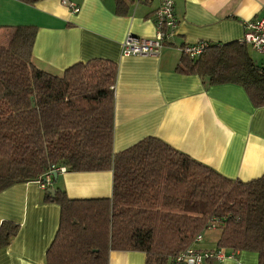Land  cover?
I'll use <instances>...</instances> for the list:
<instances>
[{"label":"trees","instance_id":"obj_1","mask_svg":"<svg viewBox=\"0 0 264 264\" xmlns=\"http://www.w3.org/2000/svg\"><path fill=\"white\" fill-rule=\"evenodd\" d=\"M5 30L0 191L41 182L52 165L112 172L111 195L101 198H69L59 186L51 194V178L44 197L58 204L60 216L46 264H107L111 250H139L145 264H171L211 227L219 230L216 248L255 252L264 264V173L251 181L230 179L153 136L114 153L116 64L93 58L52 74L32 64L34 27ZM181 64L211 84L241 85L255 107L264 105V63L240 41L207 43L196 58L182 53ZM18 228L0 222V249Z\"/></svg>","mask_w":264,"mask_h":264},{"label":"crops","instance_id":"obj_2","mask_svg":"<svg viewBox=\"0 0 264 264\" xmlns=\"http://www.w3.org/2000/svg\"><path fill=\"white\" fill-rule=\"evenodd\" d=\"M67 2L78 10L62 0H0V42L6 40L7 27H34L32 64L56 75L93 58L114 62V153L153 136L224 177L251 181L264 173V105L255 107L241 85L211 84L180 67L183 45L240 41L243 22L264 15V0H173L174 37L156 55L144 56H124L121 45L128 34H155L159 0ZM246 47L256 63H264L259 52ZM52 182L50 188L59 186L69 198L109 197L112 172L64 171ZM59 216L58 204L45 200L36 182L0 191V222L19 225L0 249V264H46ZM218 236L217 228H207L192 247L215 249ZM107 264H145V253L111 250ZM213 264H258V257L239 251Z\"/></svg>","mask_w":264,"mask_h":264},{"label":"built area","instance_id":"obj_3","mask_svg":"<svg viewBox=\"0 0 264 264\" xmlns=\"http://www.w3.org/2000/svg\"><path fill=\"white\" fill-rule=\"evenodd\" d=\"M71 11L76 12V5L62 0ZM160 5L153 14L155 34L152 37H135L128 34L121 45L124 56H144L156 55L163 45L170 42L175 35L177 19L173 11V0H159ZM240 43L251 47L264 57V15L256 19H248L243 22V35ZM207 46V42H196L183 45L180 49L190 58H196ZM64 172V168H56L53 165L44 174L43 181L38 182L42 189L50 183L52 172ZM37 183V182H36ZM201 234H197L194 242L201 239ZM236 253L227 252L224 249L215 248L210 250L195 249L192 246L177 254L171 264H206L208 261L221 262L226 257H234Z\"/></svg>","mask_w":264,"mask_h":264},{"label":"water","instance_id":"obj_4","mask_svg":"<svg viewBox=\"0 0 264 264\" xmlns=\"http://www.w3.org/2000/svg\"><path fill=\"white\" fill-rule=\"evenodd\" d=\"M57 174L58 173L56 171H53L52 172V177H53L54 180L56 179ZM48 192H50L51 194H53L54 193V189L53 188H48Z\"/></svg>","mask_w":264,"mask_h":264}]
</instances>
